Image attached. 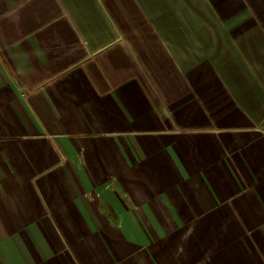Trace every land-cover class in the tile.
Instances as JSON below:
<instances>
[{
	"label": "crops",
	"instance_id": "0c3cea01",
	"mask_svg": "<svg viewBox=\"0 0 264 264\" xmlns=\"http://www.w3.org/2000/svg\"><path fill=\"white\" fill-rule=\"evenodd\" d=\"M0 264H264V0H0Z\"/></svg>",
	"mask_w": 264,
	"mask_h": 264
}]
</instances>
